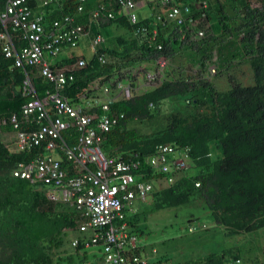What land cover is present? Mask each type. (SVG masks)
Masks as SVG:
<instances>
[{
    "label": "trees",
    "instance_id": "trees-1",
    "mask_svg": "<svg viewBox=\"0 0 264 264\" xmlns=\"http://www.w3.org/2000/svg\"><path fill=\"white\" fill-rule=\"evenodd\" d=\"M34 1L29 0L30 4ZM116 1L102 0L97 4H104L107 10L114 12V17L108 20L92 18V0L84 2V12L76 16L77 22L86 24L90 33L104 35L106 43L99 50L107 53L108 61L102 64L96 54L91 58L85 56L87 67L75 74V80L67 85L64 94L75 102L81 93L92 90L97 79L103 83L117 79L131 81L133 96L116 99L111 107L112 112L123 113L124 117L106 134L103 150L120 160L140 159L141 166L133 170L138 180L165 181L166 175L154 170L145 160L161 144L188 148V163L193 166V169L187 167L175 172L173 183L152 193L154 206L150 210L188 207L196 199H202L214 223L227 228L228 233L263 229L264 0H206L208 19L211 20L214 12L218 24L215 30L210 25L211 34H205L202 40H194L186 32V26L173 21H168L167 27L149 18L131 23ZM178 1L191 3L190 0ZM4 3L5 0H0V11ZM79 3V0H60L55 4L56 10L45 15L46 28H50L55 18L77 15ZM156 6H160V0ZM195 6L192 4V15L196 17L200 10L198 3ZM139 26L147 27V31L137 32ZM155 27L159 28L156 36L148 30ZM112 28L121 32L115 34ZM233 37L240 39L244 46L253 72L251 84H243L232 75L229 76L232 85L228 84L227 89H219L212 81L204 79L166 78L142 93L137 92V75L133 70L138 65L158 57L172 60L181 51L194 50L205 67L215 60L216 47ZM158 44L163 48L159 49ZM16 47L19 49L18 45ZM14 61L5 56L0 41V264H75L84 257L78 254L57 256L67 249L71 237L81 236L77 230H72L78 217L76 209L51 201L45 185L14 176L20 163H29L42 156L44 148L32 146L13 150L1 136L16 130L14 124L3 123V120L13 114L22 120V107L31 99L23 90L29 68L19 67ZM35 86L38 97L51 88V84L41 78L35 79ZM179 97H185V106L180 105L170 112L164 126L143 132L132 125L157 119L165 104L179 101ZM74 136L73 132L65 133L68 145L75 142ZM139 206L141 209L137 213L128 214L127 221L141 237L147 230L142 219L148 210L146 204ZM144 248L138 251L140 255H146ZM233 258H242L239 250L226 249L176 263L169 258H158L150 264H221ZM242 260L244 264H258V260Z\"/></svg>",
    "mask_w": 264,
    "mask_h": 264
},
{
    "label": "built area",
    "instance_id": "built-area-1",
    "mask_svg": "<svg viewBox=\"0 0 264 264\" xmlns=\"http://www.w3.org/2000/svg\"><path fill=\"white\" fill-rule=\"evenodd\" d=\"M79 1L77 15L55 18L50 28L44 23L45 15L55 11V4L60 0H35L34 4L29 0H5L0 11L2 50L17 66L29 68L23 90L31 96L22 107V120L13 114L3 123L14 124L18 149L44 148L42 156L20 163L14 176L45 185L51 201L76 209L78 217L72 230H77L81 236L71 237L67 249L57 257L76 254L84 257L75 264H150L147 254L138 252L143 247L142 240L132 230L127 216L137 213L139 204H146L156 187L153 181L138 180L133 173L141 166L140 159L120 160L103 150L106 134L124 117L123 113L112 112L111 107L116 99L133 96L131 81L117 79L103 83L97 79L92 90L81 93L75 102L64 94L67 85L75 80V74L88 64L84 54L73 52L80 46L82 37L90 34L86 24L77 22L76 16L84 12L87 0ZM116 5L131 23L139 22L136 0H117ZM206 6L204 1L201 7ZM159 9L153 17L163 27L173 21L186 26L192 38L193 32L199 38L204 37L201 23L207 18L205 11L195 17L191 6L178 0H160ZM91 14L95 20L114 17V12L107 10L104 4ZM148 30L154 36L159 34L158 27ZM144 31H147L145 26L137 29V32ZM91 41L94 54L106 64L108 56L99 50L105 37L98 33ZM158 48L162 49L163 45L158 44ZM74 57V61H66ZM168 60L156 58L155 71L145 69L144 80L156 81ZM137 67L133 73L138 71ZM211 72L215 74L216 69L212 68ZM37 78L51 84L41 97L35 90ZM69 131L75 133V142L71 145L64 139ZM145 160L154 170L164 173L165 182L170 185L175 180L174 173L188 167L189 152L188 148L166 143L159 145ZM200 227L207 228L204 224ZM189 231L194 232L195 226H190ZM221 264H244V261L233 258Z\"/></svg>",
    "mask_w": 264,
    "mask_h": 264
},
{
    "label": "rangeland",
    "instance_id": "rangeland-1",
    "mask_svg": "<svg viewBox=\"0 0 264 264\" xmlns=\"http://www.w3.org/2000/svg\"><path fill=\"white\" fill-rule=\"evenodd\" d=\"M100 1L102 0H92L90 11L95 10L97 8L96 5ZM152 1L155 3L158 0ZM252 1L256 2L257 0ZM151 13L152 9L147 7L143 11H138L137 14L142 18V16H150ZM217 24L218 20L213 12L211 20L206 19L201 23V29L206 32L205 34L209 35L211 34L210 25H213L215 30ZM112 31L115 34L121 32L114 28H112ZM192 35L194 40H202V37L199 38L196 33L193 32ZM92 38V33L83 36L80 46L73 49V52L81 53L87 58H91L94 53L91 46ZM146 68H148V71L154 72L156 69L155 61L144 63L137 67L138 71L135 70L137 75L135 83L138 93L156 86L166 78H188L192 81H198L199 79L209 80L219 89H227L228 84L229 87L232 85L229 77L231 75L243 84H251L253 82V72L244 46L237 37H233L217 46L215 60L208 62L205 67L200 64V56L197 52L192 50L181 51L172 60H168L163 74L159 75L154 82L148 83L144 80L143 73L146 72L144 71ZM212 68L216 69L215 74L211 72ZM184 98L179 97V101H168L163 108L162 114L157 119L151 122H133L132 125L139 127L143 132H149L164 126L167 123L166 116L170 112H174L176 107L185 104ZM187 109L193 110L192 107H187ZM1 136L11 149L17 150L18 147L14 142L15 136L13 133H2ZM219 154L222 156L221 151ZM192 167L191 164L188 165L189 169H193ZM153 184L156 186V190L163 187L159 186L157 180H154ZM203 205L204 200L196 199L188 207L150 210L154 206L152 196H150L145 206V209L148 210L147 215L142 219V225L147 226V230L140 237L145 247L143 254H147L151 260L169 258L170 262L176 263L203 258L213 252L235 249L240 251L241 257L246 262L248 260H258V264H264V228L255 232L228 233L227 228L214 223L212 217L209 216V212L205 209V205ZM138 209H141L140 206H138ZM200 224L206 225L207 228L202 229ZM190 226H195L194 232L189 231Z\"/></svg>",
    "mask_w": 264,
    "mask_h": 264
},
{
    "label": "clouds",
    "instance_id": "clouds-1",
    "mask_svg": "<svg viewBox=\"0 0 264 264\" xmlns=\"http://www.w3.org/2000/svg\"><path fill=\"white\" fill-rule=\"evenodd\" d=\"M138 1V0H137ZM206 2L207 3V6L205 7V8H202L201 7V4L203 3V2ZM190 2L191 3H188L189 5H191V8H192V12H193V7H192V4H194L195 5V3H198V9L200 10V14L203 12V11H205L206 12V15H207V18L206 19H208V13H207V9H208V2L206 1V0H190ZM157 8H159L158 6H157ZM155 11V10H154ZM154 11H153V13H154ZM159 11V10H158ZM136 12H137V10H136ZM155 12H157V10L155 11ZM138 13V12H137ZM153 13H151V16H150V18L149 19H153V20H155L154 19V17H153ZM192 14V13H191ZM200 16V15H199ZM199 16H197V17H199ZM139 17V16H138ZM140 17H139V21H140ZM205 19V20H206ZM139 23V22H138ZM103 35V34H102ZM94 36H96V35H93V37ZM104 36V35H103ZM104 43H106V38H105V42ZM103 43V44H104ZM102 44V45H103ZM102 45H100V47H102ZM100 47H99V49H100ZM94 54V53H93ZM107 54V53H106ZM149 62V61H148ZM144 63H147V62H144ZM143 63V64H144ZM141 65V64H140ZM146 69H148V68H146ZM15 133V132H14ZM13 133V134H14ZM14 136H15V134H14ZM189 161V160H188ZM158 181V183H159V186H166L167 185V183L164 181V182H161L160 180H157ZM168 186V185H167ZM156 187V186H155ZM156 190V189H155ZM147 204V203H146Z\"/></svg>",
    "mask_w": 264,
    "mask_h": 264
},
{
    "label": "crops",
    "instance_id": "crops-1",
    "mask_svg": "<svg viewBox=\"0 0 264 264\" xmlns=\"http://www.w3.org/2000/svg\"><path fill=\"white\" fill-rule=\"evenodd\" d=\"M137 3H138L137 12L141 11V10L143 11V9H145L147 7L152 9V13H153L154 10L157 9V6H156L157 2L153 3L152 0H148V1H146V0H138ZM193 6H195V5L193 4ZM158 10H160V9L158 8L157 11ZM150 16H148V17L147 16H142V18H150ZM150 21H153V19H151ZM9 133H14V132H9ZM6 134H8V133H6ZM14 142L16 143V140H14Z\"/></svg>",
    "mask_w": 264,
    "mask_h": 264
}]
</instances>
